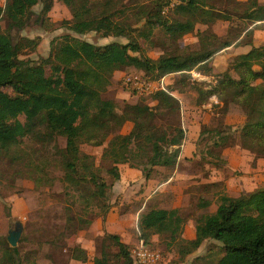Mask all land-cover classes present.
<instances>
[{"label":"trees","instance_id":"16d2710c","mask_svg":"<svg viewBox=\"0 0 264 264\" xmlns=\"http://www.w3.org/2000/svg\"><path fill=\"white\" fill-rule=\"evenodd\" d=\"M60 1L73 12V20L65 21L72 32L80 35L97 32L104 37H127L129 41L96 44L64 34L51 41L49 56L40 61L22 58L21 55L34 50L39 42V39L20 34L30 24L33 8L41 5L37 20L44 19L54 0H7L5 6H0V19L7 20V28L0 27V160L11 157V151L25 137L35 136L45 145L60 136L65 138V146L57 147L65 181L76 192L90 189V200L94 198L104 205L102 215L82 218L79 214L80 224L87 228L98 217L105 221L112 209L108 192L113 191L121 175L118 164L128 163L140 169L146 180L151 179L159 168L177 166L186 138L184 126L174 121L175 107L179 103L174 95V91H179L175 88L177 84L172 90L164 88L153 95L157 105L148 102L126 104L119 112L114 101L102 96L111 81L113 68L132 66L150 75L152 80L176 73L185 77L196 68L212 71L210 61L228 47L251 46L246 53L231 59L227 70L216 74V82L210 84L206 97L216 95L219 103L213 104V109L223 104V111H227L231 103L242 107L245 121L237 127L240 145L264 158V44L243 42L241 33L234 38L221 37L205 29L198 32V48L178 46L177 50L164 51L154 59L143 55L144 44L139 38L149 40L152 29L158 26L168 40L178 43L193 32L198 23L209 27L219 20L230 21L232 15L209 5L207 0H181L175 5L168 0H157L158 11L142 28L135 29L115 21L111 13L92 16L87 6H77V0ZM165 8L168 9L165 11ZM240 17L250 23L264 22V3L247 0ZM195 89L201 96L199 87ZM198 102L208 103L207 100ZM220 119L209 130L211 136H204L206 131L201 132L197 140L200 159L209 160L206 162L214 168L227 164L222 150L234 137L231 132L221 130ZM126 121H133V129L110 138L103 156L113 163L112 174L109 178L101 177L94 171V155L83 152L81 144L85 141L103 144L111 130L123 126ZM202 143L204 146L200 150ZM210 205L208 199L198 202L201 208ZM217 205L215 212L198 220L194 239L183 236L185 218L180 208L155 207L140 213L139 237L148 245L154 234L163 236L167 247L179 246L181 258L192 254L205 240L212 239L223 249L219 261L214 264H264V186L236 197L222 194ZM73 214L67 215L63 229L54 240L42 244L56 245L66 262L71 259L86 262L88 251L84 247L64 244L65 234L73 224ZM102 236L100 255L93 258L92 264H113L114 261L133 264L131 247L120 235L105 232ZM39 250L40 247L22 250L20 241L13 247L5 239L0 242V264H37ZM46 257L55 263L51 254Z\"/></svg>","mask_w":264,"mask_h":264},{"label":"rangeland","instance_id":"374dc122","mask_svg":"<svg viewBox=\"0 0 264 264\" xmlns=\"http://www.w3.org/2000/svg\"><path fill=\"white\" fill-rule=\"evenodd\" d=\"M6 1L7 0H0V6H5ZM156 1L157 0H77V6H87L89 14L92 16H101L111 13L115 21L122 22L137 29L142 28L146 20L150 19L158 11ZM180 1L181 0L178 2ZM246 2L247 0H207L209 5L232 15V19L230 21L219 20L209 27L202 23H198L195 30L182 37L178 43L168 40V37L164 35L160 27H154L152 29V38L144 41L143 38L139 37L140 41L144 44L143 55L145 54L146 56L156 59L164 53V51L177 50L178 46L190 45L192 48H198V32L205 29L221 37L234 38L238 33H241L243 42L251 41L257 46L264 44V22L250 23L242 20L240 17L243 14ZM260 2L264 3V0H260ZM41 7V5H37L33 8V16L30 24L20 32L23 36L39 39L36 48L21 55L22 58H32L34 61H40L42 57L49 56L51 41L64 34H72L96 44H106L111 41L127 43L129 41L127 37H104L97 32H89L83 35L72 32L66 27L65 21L73 20V12L60 0H54L53 7L48 12L47 17L37 20L40 16ZM0 27L2 29L7 28L6 19H0ZM134 34L136 36L137 32L135 31ZM243 46L245 45L231 46L218 53L209 63V65L211 64L212 66V71L210 72L204 70V68H196L195 71L198 74L200 73L199 75L188 72L185 77L180 73L164 77L165 88L172 90V86L177 84L175 88L179 91H183H174V95L179 101L175 107L174 121H180L181 125H183V121L188 114L189 116L197 114L201 118L208 114L207 123L202 132L206 131V135L204 136L209 137L211 136V131L209 130L216 126L217 121L221 118V123L219 124L221 130L224 132H231V134L234 135L229 141L233 148L236 147L238 142L240 143L237 127L239 128L245 121L243 109L234 103H231L230 106L227 107V111H223V104H219V108L216 107L213 109V104L219 103L218 99L216 95H209L206 97V94L211 89L210 84L216 82V74H219L218 71L222 72L228 69V60L233 59L235 56L249 49V46ZM132 54L141 55L138 52H132ZM111 74V81L102 93V96L105 99L114 101L117 106V111L121 112L126 104H136L139 102H148L152 106L157 105V101L153 99V95L161 90L160 88L155 87L151 92H140L128 80L129 77L135 74L142 75L152 80L150 75L132 66L120 69L113 68L111 69ZM233 74L236 75L235 73ZM184 79L185 81L181 82V80ZM152 81L156 82L159 80ZM195 87H199L201 96H199ZM198 100H207L208 103H204L205 106H200L202 104H200ZM207 109L210 110L207 111ZM21 120L24 121L23 116ZM192 120H194V118ZM160 123L165 124V121H160ZM222 123L224 125H221ZM225 125L230 126L231 129H228ZM133 126V121H126L123 126L114 127L111 130V135L103 144L95 145L88 141L81 144L83 152L94 155V171L96 174L104 178H109L111 176V167L113 163L104 158V150L108 146V142L113 135L118 133L127 134L131 132ZM233 126L235 127L234 129ZM187 130L189 131L188 128ZM65 142V138L61 136L58 137L56 141H52L46 145L35 136L25 137L21 139L19 144L11 151V157L6 159L2 158V160H0V198H2L0 199V232L5 231L8 235L9 230L14 228L15 222L21 221L24 225V232L20 240L22 250L40 247V253V251L46 247L45 250L47 251V255L51 254L52 258L56 261L54 263L50 259L48 260L54 264L66 263V259L62 260V252L57 250L56 245L51 243L42 244V242L54 240L57 237L58 233L65 225L67 215L70 212L72 214L73 212L75 213L73 214L72 227L75 222L77 224V237L71 235L69 240L66 241L67 234L72 229L71 227L65 234L64 244L67 246H74L76 244L81 245L78 241V237H81V234L83 237H88L91 234L87 230L92 224L87 228L84 227L78 221V215L80 214L82 218H89L104 213L102 201L95 200L94 198L90 200V194L92 192L90 189L84 188L76 192L65 181V172L61 166L60 156L57 151V147L63 148ZM201 146H204V144H200V150H202ZM206 161L209 160H202L200 157L188 158L186 161L187 163L181 162L179 167L176 166L175 168L167 169L159 168L158 173L151 178L159 184L170 181V184L173 186H180L182 188L180 191L181 194L187 196L184 201L185 205L182 207L181 211V214L185 218L183 236L184 234L188 235L194 228V225H196V222L188 221V218H186L187 215H189V217L190 215H194L195 218L199 220L202 216L206 215V213L209 214L211 212V208H214L215 203L217 204L219 202V197L222 194L229 195V192H235L240 195L246 193L244 192V188L247 189V191H251L257 187L254 182L250 181L252 178L247 170V166L241 161H235V163L231 165L230 161L227 160V164L219 168L211 167ZM123 165L124 164H118L119 169L120 166L123 167ZM126 166L130 167L128 163H125L124 167L126 168ZM252 167H254V165ZM138 170L141 171L140 169ZM177 170L180 173H185V177L171 180ZM167 176L168 179L166 178ZM134 178L135 179L130 182L138 183V176H134ZM132 185L133 184H131V186ZM244 185L249 186L243 188L242 186ZM228 186L231 188L229 189ZM259 186H264V179L259 183L258 187ZM128 187V190L123 193L117 194L116 191L108 192L110 196L109 202H112V208L118 206L121 211L133 210L136 215L140 208H143L141 212H144L153 207L159 208L162 205L153 202L155 194H151L152 196L148 199H146L147 195L138 199L136 197L144 192V189L141 188L139 192H135V189H130V185ZM125 197L133 201H124ZM202 199H208L211 202V206L203 209L198 207V202ZM89 202H91L90 206L88 205ZM66 207L69 209L65 210ZM85 207L88 208L86 209ZM8 212H10V214H8ZM130 226H133L131 227L133 239L130 241L129 245L131 247L132 256H134V250L141 240L138 232L137 217L133 218V224ZM102 238L103 236L99 235L94 238L93 242H88L90 245L88 248L89 250H87L88 260L86 262L78 261L77 264L93 263V258L100 255ZM74 240L77 242H74ZM148 245L162 254V259L158 264H180L185 262L188 257L181 258L178 253L179 246L167 247L165 238L158 234L152 236L151 242H149ZM222 253L223 249L221 244L215 240L209 239L196 249L193 255L191 254V259L189 260H192L193 264H214L219 261ZM113 264H117L116 261H114Z\"/></svg>","mask_w":264,"mask_h":264},{"label":"crops","instance_id":"0c3cea01","mask_svg":"<svg viewBox=\"0 0 264 264\" xmlns=\"http://www.w3.org/2000/svg\"><path fill=\"white\" fill-rule=\"evenodd\" d=\"M247 46L249 45H245L243 47H247ZM250 48L251 46H249V49H247L242 54L249 51ZM230 60L231 59L228 60V63ZM209 66L212 67L211 64ZM218 73H221V71H218ZM200 106H205V104H202ZM209 110L210 109H207V111ZM207 115L208 114H206V116L201 118L197 114H194V116H189L188 114L187 117L184 119L183 126L186 129V138L182 145L180 162L178 163L177 167H179L181 162L187 163L186 161L188 158L200 157V155L197 152V140L200 136V133L206 126ZM193 118L194 120H192ZM187 128L189 129V131L187 130ZM222 157L226 160H229L231 165H233L235 161L236 162L241 161L245 166H247V170L249 171V174L252 178L250 181L254 182L255 186H257L256 188H258L259 183L264 179V158L257 157L249 150L244 149L240 145L239 142L238 144H236V147L233 148L231 143H229V141L224 145V148L222 150ZM253 165L254 167H252ZM124 166L125 164L123 165V167L120 166V173H121L120 179H118L115 182L113 191H116L117 194L123 193L124 191L128 190L129 185H130V189L132 190L135 189V192H139L141 188H143L144 192L140 193L136 198L141 199L142 196L147 195L146 199H148L149 197L152 196L151 194H155L154 195L155 197L153 196L154 197L153 202L162 204L159 208H181L180 210L182 211V207L185 205L184 201L186 200L187 196L181 194L180 191L182 188L180 186H173L172 184H170V181L165 182L163 184H159L153 179L146 180L142 172L139 171L138 169H134L128 166H126L125 168ZM134 176H138V183L130 182L131 180L135 179ZM183 177H185V173H180L177 170V172H175V175L173 176L171 180L180 179ZM131 184L133 185L131 186ZM248 186L249 185H244L242 187L244 188ZM228 187L229 189L231 188L230 186ZM254 189L251 191H254ZM251 191H247V189L244 188V192L246 193L251 192ZM228 194L231 196L239 195V193H235V192H229ZM124 201L132 202L133 200L130 198L127 199L125 197ZM217 206L218 205L215 203V206L214 208L213 207L211 208L212 210H210L211 211L210 213L215 212L217 209ZM138 210H139L138 213L135 215V211L133 210L121 211L118 206H114L108 213L105 221H103L102 218H98L94 220V222L92 223V226L87 230L89 233H91L90 236L83 237L81 234V237H78L79 243H81V246L84 247L86 250H89L88 248L90 245L88 244V242H93L95 237L99 235L102 236L104 235L105 232H109V233H115V234L120 235L122 241L129 244L130 241L133 239V233L131 232L132 230L131 227L133 226H130V225L133 224L134 217H137V219L139 218V215L141 211L143 210V208L142 209L140 208ZM186 218H188V221L196 222V225H194V228L190 231L188 235L184 234V237L187 239H194L197 235L196 226H197L198 219H196L194 215H190V217L189 215H187ZM76 225L77 224L74 222L72 229L67 234L66 241L69 240V237L71 235H74V237H77V232H76L77 226ZM7 236L8 235L5 233V231L0 232V241L7 239ZM205 241L203 243H205ZM74 242H77V241L74 240ZM45 248L42 249L37 256L36 258L37 264H54L53 262L48 260V258L46 257L47 251L45 250ZM189 259H191V254L188 255L185 262H182L180 264H193L192 260L190 261ZM78 261L79 260L71 259L69 262H66L63 264H77Z\"/></svg>","mask_w":264,"mask_h":264},{"label":"built area","instance_id":"2783aa9c","mask_svg":"<svg viewBox=\"0 0 264 264\" xmlns=\"http://www.w3.org/2000/svg\"><path fill=\"white\" fill-rule=\"evenodd\" d=\"M171 5H175L179 0H168ZM168 8H165V11ZM190 73L199 75L196 73L195 69L191 70ZM128 80L135 86L140 92H151L155 87L160 89L165 88L164 77L159 81H152L145 78L142 75L135 74L128 78ZM133 264H158L162 259V254L158 250H154L149 247L143 240H140L137 248L134 250Z\"/></svg>","mask_w":264,"mask_h":264},{"label":"water","instance_id":"95a60500","mask_svg":"<svg viewBox=\"0 0 264 264\" xmlns=\"http://www.w3.org/2000/svg\"><path fill=\"white\" fill-rule=\"evenodd\" d=\"M24 230V225L21 221H16L14 228L9 230L7 239L11 246L15 247L18 245Z\"/></svg>","mask_w":264,"mask_h":264}]
</instances>
